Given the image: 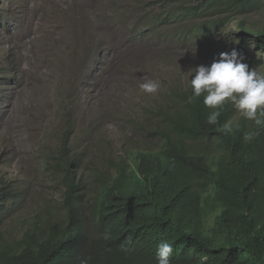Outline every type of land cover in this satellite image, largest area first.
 I'll use <instances>...</instances> for the list:
<instances>
[{"label": "trees", "instance_id": "16d2710c", "mask_svg": "<svg viewBox=\"0 0 264 264\" xmlns=\"http://www.w3.org/2000/svg\"><path fill=\"white\" fill-rule=\"evenodd\" d=\"M118 1L100 2L111 21L121 20ZM263 7L264 0H136L132 32L209 54L235 48L254 63L251 51L264 55V27L236 23V45L224 34L237 17ZM183 94L181 108L163 113L153 132L160 148L125 152L115 175L88 199L71 170L77 151L64 148V219L41 229L35 222L0 241V264H157L162 241L173 245L171 264H264V129L234 122L226 103L218 122L208 124L213 109L204 105L205 94L193 98L190 87ZM228 122L230 133L217 130ZM249 131L259 134L246 142ZM205 142L216 148L209 160L190 148ZM5 196L0 229L10 218Z\"/></svg>", "mask_w": 264, "mask_h": 264}, {"label": "rangeland", "instance_id": "374dc122", "mask_svg": "<svg viewBox=\"0 0 264 264\" xmlns=\"http://www.w3.org/2000/svg\"><path fill=\"white\" fill-rule=\"evenodd\" d=\"M100 2L0 0V194L9 195L10 215L0 241L64 218V148L82 140L72 171L84 199L115 175L125 152L159 149L153 132L163 113L181 108V83L220 57L133 33L136 0L118 1L122 21ZM241 21L264 25V7ZM144 76L160 84L156 93L140 90ZM190 148L207 159L215 150L210 142Z\"/></svg>", "mask_w": 264, "mask_h": 264}, {"label": "clouds", "instance_id": "9594fccd", "mask_svg": "<svg viewBox=\"0 0 264 264\" xmlns=\"http://www.w3.org/2000/svg\"><path fill=\"white\" fill-rule=\"evenodd\" d=\"M252 14L254 13L237 17L236 20L228 28L225 29L226 33L224 34V36L227 40H230L233 45L238 44L237 39L233 35L235 34V31H237L236 23H244L246 29L248 30L264 27V25H250L247 22L241 21ZM232 25H234L233 31L230 29ZM252 53H256L258 55V58L254 59L252 57ZM249 56V59L254 61V63H251L247 59L245 60L244 56L235 48L233 50H226L222 52L219 59L214 60L210 66L200 65L192 69L190 72L193 76L191 81L187 84L183 82L181 83L182 88H184L185 90L189 87L191 88V92H193V98H197L202 94H205L203 99L204 105L208 108L213 109V111H211V113L207 117L208 124L214 125L218 122V118L221 115L219 109H221L226 103L227 105H229L230 109H232V119L234 122H243L251 127H254L255 125L256 129L258 130L264 129V74H261L257 71V68L264 67V55H262L258 51H251ZM142 79L144 82L139 85V88L142 92L147 94H154L159 90L160 84L158 82L149 79L147 76H144ZM178 79L180 80V75L178 76ZM188 95L189 94L187 93V96ZM237 110L240 114L237 113ZM217 130L224 134L230 133L232 131L231 122L225 123L221 128ZM258 134V131H249L245 133L244 140L246 142H250ZM80 141L81 140L78 141L73 149H69L77 151V157L75 161L79 156V148L81 147V145L79 146ZM215 153L216 150H214L213 153L209 156V159L213 155H215ZM66 158H68L67 155ZM74 176L75 182L78 183L77 191L80 194L81 177H77L75 173ZM64 180L65 178L63 179V184ZM100 182L101 181H99L98 183ZM93 194L94 188L92 189V192L89 194V196L85 199L90 198ZM62 197L63 192L60 199V205ZM82 199L84 198L82 197ZM5 200L9 203L8 196H5ZM41 225L45 228L53 226V224L42 222ZM172 253V243L168 241L160 242L157 245V264H171ZM202 259H206V257H203ZM81 264H86V261H82Z\"/></svg>", "mask_w": 264, "mask_h": 264}, {"label": "bare ground", "instance_id": "6f19581e", "mask_svg": "<svg viewBox=\"0 0 264 264\" xmlns=\"http://www.w3.org/2000/svg\"><path fill=\"white\" fill-rule=\"evenodd\" d=\"M181 96H182V95H181ZM189 98H190V97H189ZM186 106H187V105H186ZM165 114H166V113H165ZM176 114H177V113H176ZM169 117H170V116H169ZM171 117H172V116H171ZM168 120H169V119H168ZM147 134H148V133H147ZM165 152H167V150H166ZM165 152H164V153H165ZM167 153H168V152H167ZM58 165H59V164H58ZM54 167L56 168L57 166L54 165ZM60 189H61V188H60ZM103 205H104V204H103Z\"/></svg>", "mask_w": 264, "mask_h": 264}]
</instances>
